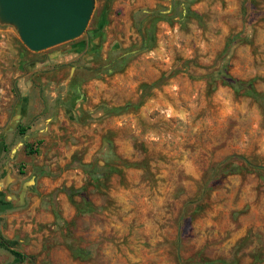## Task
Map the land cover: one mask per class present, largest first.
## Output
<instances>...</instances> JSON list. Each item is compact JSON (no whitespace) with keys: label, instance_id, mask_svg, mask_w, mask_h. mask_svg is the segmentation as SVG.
Instances as JSON below:
<instances>
[{"label":"rangeland","instance_id":"rangeland-1","mask_svg":"<svg viewBox=\"0 0 264 264\" xmlns=\"http://www.w3.org/2000/svg\"><path fill=\"white\" fill-rule=\"evenodd\" d=\"M39 55L76 150L50 186L17 171L20 264H264V0H93Z\"/></svg>","mask_w":264,"mask_h":264},{"label":"crops","instance_id":"crops-1","mask_svg":"<svg viewBox=\"0 0 264 264\" xmlns=\"http://www.w3.org/2000/svg\"><path fill=\"white\" fill-rule=\"evenodd\" d=\"M40 52L30 51L13 26L0 24V199L5 198L13 207L16 199L9 195H13L21 165L22 170L32 168L35 174L45 176L43 181L50 186L53 177L68 176L64 165L76 150L69 146L70 141L63 145L59 140L70 134L71 123H55L48 105L56 94L48 92L47 103L41 93L46 79L43 66L49 61L42 59ZM65 83L61 81L59 86ZM73 92L68 89L61 98L69 102L72 111Z\"/></svg>","mask_w":264,"mask_h":264},{"label":"water","instance_id":"water-1","mask_svg":"<svg viewBox=\"0 0 264 264\" xmlns=\"http://www.w3.org/2000/svg\"><path fill=\"white\" fill-rule=\"evenodd\" d=\"M92 7L93 0H0V24L13 26L30 51L40 52L81 36ZM9 196L22 204L24 191Z\"/></svg>","mask_w":264,"mask_h":264},{"label":"trees","instance_id":"trees-1","mask_svg":"<svg viewBox=\"0 0 264 264\" xmlns=\"http://www.w3.org/2000/svg\"><path fill=\"white\" fill-rule=\"evenodd\" d=\"M229 81L228 84L234 88V89H238L239 86H242V84L240 82H238L237 80H230V78H228ZM251 95L253 96H258L257 93H255V91L251 88V86H247V89ZM88 207V206H87ZM13 206L12 204H10L8 201L5 200V198H1L0 199V211H5V210H8V209H12ZM80 211L79 212H82V211H86V210H89V209H79ZM0 246H2L3 248H5L6 250L9 251V253L11 254V256L13 257V261L10 263V264H20L24 261H28L30 263H33V258L32 256L30 255H26L24 253H21L17 250H14L12 249V242L10 241H5L4 239H2L0 237Z\"/></svg>","mask_w":264,"mask_h":264}]
</instances>
